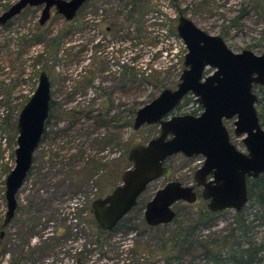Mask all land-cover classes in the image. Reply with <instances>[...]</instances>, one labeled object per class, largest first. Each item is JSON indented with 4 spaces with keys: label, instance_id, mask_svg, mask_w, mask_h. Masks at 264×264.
<instances>
[{
    "label": "rangeland",
    "instance_id": "1",
    "mask_svg": "<svg viewBox=\"0 0 264 264\" xmlns=\"http://www.w3.org/2000/svg\"><path fill=\"white\" fill-rule=\"evenodd\" d=\"M15 1L0 0V13ZM39 14L38 7H25L0 25V56H13L7 69L0 70V81L9 80L2 90L9 103L0 106V114L17 117L39 71L49 78L56 107L15 196L13 217L5 226L1 225L2 188L13 165L16 133L0 132V264H74L77 259L80 264H211L203 257L202 245L228 232L233 210H221L208 224L197 226L198 199L192 204L174 203L175 215L166 224L148 226L142 216L145 203L168 181L199 191L193 172L201 156L167 157L164 174L146 186L123 220L99 237L91 222L90 203L119 184L121 172L130 166L128 149L158 133L157 124L133 130L129 112L161 89L175 88L186 51L175 33L177 16L182 14L206 33L219 35L233 52L248 49L261 54L264 0H87L70 21L50 9L42 25ZM109 26L111 30L105 31ZM103 39L106 47L96 48ZM88 62L103 70L94 72L92 85L82 88L81 78L75 75ZM108 99L117 106V122L96 126L86 113L102 111L100 105ZM198 108L187 95L172 114L197 115ZM223 124L231 143L244 151L240 137L232 133V119ZM255 235L260 239V227ZM163 241H167L164 248Z\"/></svg>",
    "mask_w": 264,
    "mask_h": 264
},
{
    "label": "water",
    "instance_id": "2",
    "mask_svg": "<svg viewBox=\"0 0 264 264\" xmlns=\"http://www.w3.org/2000/svg\"><path fill=\"white\" fill-rule=\"evenodd\" d=\"M86 1L16 0L0 13V25L27 6H41L39 24L48 19L50 9L64 21H70ZM175 33L186 50L175 88L161 89L132 117L133 130L143 124H157V135L128 149L126 159L130 166L121 172L119 184L90 203L92 217L104 232L112 230L136 205L146 186L164 174V162L173 154L203 158L193 172L199 191L175 180L166 182L144 205L142 216L148 226L169 223L175 215L172 205L178 201L192 204L199 198L208 212H239L248 199L246 179L264 174V129L255 109L256 95L251 91L252 84L264 85V52H233L220 36L206 33L182 14L176 18ZM206 69L211 71L205 73ZM188 94L201 111L197 115L172 114ZM49 101V78L39 71L36 86L16 117L13 165L3 182L2 226L13 217L15 196L45 129ZM229 119L232 133L240 137L244 151L229 139L223 124ZM74 264L80 263L76 260Z\"/></svg>",
    "mask_w": 264,
    "mask_h": 264
},
{
    "label": "trees",
    "instance_id": "3",
    "mask_svg": "<svg viewBox=\"0 0 264 264\" xmlns=\"http://www.w3.org/2000/svg\"><path fill=\"white\" fill-rule=\"evenodd\" d=\"M179 11L181 12V10ZM6 24L7 22L4 25ZM111 27L115 28L114 25H111ZM111 27H107L109 31L111 30ZM62 36H64V34L60 35V37ZM72 47L73 45L70 46V48H67L64 54H67ZM104 47H106L105 44L101 48L104 49ZM12 57L13 56L7 55L0 56V70H3V68L7 69L9 62L11 63L10 59H12ZM102 70L103 69L101 68L95 69L89 62L88 64L82 65L80 71L77 72V78H81V83L79 86L84 88L87 85H90L91 75L96 71L102 72ZM80 72H82V74H79ZM6 82H9V80L0 81V106L2 107H7L9 103V96L3 94L2 92V90L7 88L8 83ZM110 103L111 102L108 99V103L106 105H100V107H106L103 113V117L106 121H108L109 118L116 119L114 112L109 114V109L107 107ZM54 109L56 110V107L50 98L48 116L45 121V126L50 112ZM135 110V108L130 110L129 113L131 118L133 117ZM257 110L259 111V121L261 125H264V112L261 105L257 108ZM96 123H99V121H96ZM126 123L128 124L129 121ZM15 124L16 118H12L10 112L0 114V132L13 133L15 135ZM67 129L68 128L65 127V130ZM246 186L248 194V199L246 202L247 205L245 204L239 212H234L233 226L226 234H223L218 238L208 240L202 245L203 257L211 264H262L264 262V174H260L255 178H247ZM198 200L200 201L197 207L198 222L195 223V226L205 223L208 224L213 219V216L217 213L208 212L205 209L204 201L199 198ZM121 220H123V218ZM91 222L95 224L97 237L108 233L97 227L93 217ZM195 226H192V228ZM258 227L261 228L260 239L255 235V233H257ZM175 235L179 237L181 234L179 233L178 235V233H176ZM174 241L175 239L173 237L169 240L170 248H173ZM166 242L167 241H163L161 247L163 246L164 248Z\"/></svg>",
    "mask_w": 264,
    "mask_h": 264
},
{
    "label": "flooded vegetation",
    "instance_id": "4",
    "mask_svg": "<svg viewBox=\"0 0 264 264\" xmlns=\"http://www.w3.org/2000/svg\"><path fill=\"white\" fill-rule=\"evenodd\" d=\"M27 7H30V6H27ZM31 7H38L39 9H41V6H31ZM49 16H50V13H49ZM49 18V17H48ZM46 21V20H45ZM44 21V22H45ZM43 22V23H44ZM39 24V23H38ZM39 25H42V24H39ZM108 28L105 29V31H107ZM109 31V30H108ZM219 36V35H218ZM104 41L105 39H103V42H100L101 44H97L98 46H96L97 48L99 46H103L104 45ZM182 42V41H181ZM106 44V43H105ZM183 44V43H182ZM184 46V45H183ZM95 47V46H93ZM98 51V50H97ZM89 59H90V55H88ZM81 68V66H80ZM79 72V71H78ZM181 72V71H180ZM180 74V73H179ZM76 77H78L77 75H75ZM179 76V75H178ZM93 83V77H91V84L90 85H87L86 87L88 86H91ZM80 85V84H79ZM251 91L256 95V103H255V109L257 111V115L259 113V111L257 110V108L261 105V107L263 108V112H264V85H261V84H252L251 86ZM75 93V92H74ZM190 95V94H188ZM51 96V95H50ZM187 96V95H186ZM186 96H184L182 99H185ZM181 99V100H182ZM111 103L109 104V106L107 107L109 109V114L112 113V109H113V112L115 113L116 115V119H111L109 118L108 121L105 120V118L103 117V113H104V110L106 109V107H103L102 111H98L96 114H90V111H88L86 113V117L88 118H92L93 119V123L96 125V126H100V127H104L106 125H112V123H115L117 122V106L113 105L112 104V101H110ZM181 102V101H180ZM180 105V103H179ZM178 105V106H179ZM177 106V107H178ZM199 106V105H198ZM200 111H201V108L199 107L198 108ZM199 111V112H200ZM191 114V113H190ZM194 115V114H193ZM98 117V118H97ZM103 117V118H102ZM56 120H58V117L55 118ZM113 120V121H112ZM258 120H259V117H258ZM96 121H99V123H96ZM57 122V121H56ZM260 123V121H259ZM261 125V123H260ZM115 128H117V125H114ZM261 127L263 128V125H261ZM195 157V156H194ZM192 158V157H191ZM118 224V223H117ZM78 260V259H77ZM79 261V260H78Z\"/></svg>",
    "mask_w": 264,
    "mask_h": 264
}]
</instances>
